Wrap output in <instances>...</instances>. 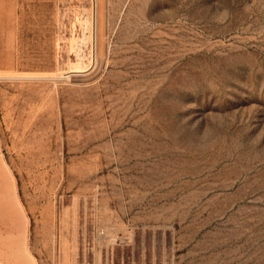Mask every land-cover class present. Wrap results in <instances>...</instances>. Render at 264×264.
I'll return each instance as SVG.
<instances>
[{"label": "rangeland", "instance_id": "1", "mask_svg": "<svg viewBox=\"0 0 264 264\" xmlns=\"http://www.w3.org/2000/svg\"><path fill=\"white\" fill-rule=\"evenodd\" d=\"M2 260L264 264V0H0Z\"/></svg>", "mask_w": 264, "mask_h": 264}, {"label": "crops", "instance_id": "2", "mask_svg": "<svg viewBox=\"0 0 264 264\" xmlns=\"http://www.w3.org/2000/svg\"><path fill=\"white\" fill-rule=\"evenodd\" d=\"M3 261V260H2ZM0 264H7L5 261H3V263L0 262Z\"/></svg>", "mask_w": 264, "mask_h": 264}, {"label": "bare ground", "instance_id": "3", "mask_svg": "<svg viewBox=\"0 0 264 264\" xmlns=\"http://www.w3.org/2000/svg\"><path fill=\"white\" fill-rule=\"evenodd\" d=\"M78 64V63H77ZM75 65V64H74ZM78 66H80V64L78 65ZM4 186V185H3ZM7 186V185H6Z\"/></svg>", "mask_w": 264, "mask_h": 264}]
</instances>
